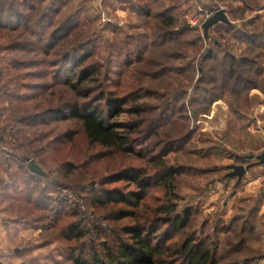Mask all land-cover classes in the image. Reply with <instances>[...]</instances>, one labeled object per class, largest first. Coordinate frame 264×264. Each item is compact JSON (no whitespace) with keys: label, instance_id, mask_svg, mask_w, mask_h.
Here are the masks:
<instances>
[{"label":"rangeland","instance_id":"obj_1","mask_svg":"<svg viewBox=\"0 0 264 264\" xmlns=\"http://www.w3.org/2000/svg\"><path fill=\"white\" fill-rule=\"evenodd\" d=\"M2 1L12 3L18 19L4 16L6 27L0 28V264H72L71 253L87 259L91 248L109 244L130 221L106 222V209L86 207L83 197L88 201L102 178L128 167L154 178L173 172L167 205L192 211L176 245L193 235L217 247L219 264L243 258L264 264L257 255L264 253V214L256 216L264 188L237 195L236 179L225 178L229 165H256L243 157L259 155L264 136L244 131L230 110L227 119L219 111L209 114L212 97L219 96L238 113L250 111L241 96L236 101L228 92L230 86L227 92L220 88L227 65L222 57L225 51L249 55L263 70L264 0H158L153 7L148 0ZM140 8L150 12L148 18ZM165 9L176 21L168 29L156 18ZM218 9L229 26L219 23L204 37L202 27L190 25L192 15L201 21ZM252 49L261 51L250 54ZM207 51L215 59L202 62ZM252 74L244 73L263 89V78ZM101 97L126 104L111 117ZM73 104L99 108L133 152L90 145L80 121L55 118ZM30 160L42 177L28 170ZM166 189L150 187L140 215L150 218L165 203ZM60 199L81 206L89 230L81 242L61 239L60 231L79 219L66 207L49 229ZM239 210L247 226L257 225L244 243L236 226L227 232Z\"/></svg>","mask_w":264,"mask_h":264},{"label":"trees","instance_id":"obj_2","mask_svg":"<svg viewBox=\"0 0 264 264\" xmlns=\"http://www.w3.org/2000/svg\"><path fill=\"white\" fill-rule=\"evenodd\" d=\"M148 1L151 2L152 7L158 4V0ZM10 4L12 5L10 2L5 4L0 0V28L2 29L6 27V25L2 24L4 16L11 21L18 19L16 16L17 12L13 10V6L11 7ZM51 5L54 4L51 3ZM168 10L170 9H165L156 16L160 24L166 29L176 25L175 15H167L169 13ZM139 12L145 18H148L150 15V12L144 10V8H140ZM223 26H229V24H223ZM186 29H189V27L182 28L180 31ZM260 37H255V39L258 40ZM254 50L259 51L260 49H252L249 53H253ZM262 50L260 51L264 55V49ZM223 54L222 61L227 65L223 81L220 85L222 90L227 92L226 89L230 86L231 90L228 92L237 95L236 101H238L240 96L248 89L259 88L258 84L251 77L248 78L244 75L245 72L251 76L253 75L252 73H257V75L259 73L258 78L262 77V70L258 68L257 59L249 55L236 56L230 51H225ZM212 59H215L214 55L210 51H207L201 61L208 62ZM236 65L238 66V70L236 69ZM209 84L215 86L216 82L212 78ZM220 98L222 96L212 97L210 105ZM98 100L105 101L104 106L111 117L117 114L122 106L126 104L122 98L104 99V97H101ZM228 107L232 114L240 117L238 111L233 108L231 109L229 105ZM55 118L62 120L76 119L80 121L85 137L90 145L99 146L106 151H116L123 154L133 152V149L129 147L130 140L125 134L118 131L117 124L109 122L108 117H104L99 108L93 104L82 106L73 104L68 107L65 115H57ZM172 177L173 172L170 170L165 175L154 178L151 175H147L141 168L128 167L102 178L99 188L95 192L88 194V201L84 195L83 200L86 207L95 209L105 208L106 215H104V220L106 222L117 223L124 220H129L130 222L121 226L116 235H111L109 244H102L100 249L91 248L87 259L83 257L84 254L74 256V253H71L70 260L72 264H219L217 247L215 245L205 246L202 241L194 239L193 235L186 236L179 245H176L177 243L174 239L189 225L192 211L186 208L178 213L175 205H167L166 201H170L173 198H171V193L173 194ZM115 184L122 185L112 188L108 187ZM152 186H161L169 189L168 191L166 189V193L164 194L165 203L158 206L150 218L148 216L145 218L143 215H140L139 207L146 196L147 190ZM65 207L70 209L71 214L79 217V219L68 224L64 230L60 231L61 239L66 242H81L86 235V231L89 230H84L81 221L82 211L80 205H70L67 200L60 199L55 216L47 223L49 224V229L53 230L55 228V224L59 219L58 216ZM41 208L42 211L45 210L44 206ZM241 212L242 210H239V217L237 216L231 220V227L227 228V232L230 233L236 226L235 228L239 229V235L241 234V242L244 243L247 240L245 238L257 229V225L247 226L248 220L242 215L244 212ZM252 212L254 210L250 211V213ZM257 213L258 211L256 210V216ZM161 214L163 217H160ZM237 229H234V232ZM174 245L177 247L174 248ZM230 246L227 244L226 248H230ZM235 248L237 247L234 246ZM249 261L250 259L243 258L231 264H250L251 261Z\"/></svg>","mask_w":264,"mask_h":264},{"label":"crops","instance_id":"obj_3","mask_svg":"<svg viewBox=\"0 0 264 264\" xmlns=\"http://www.w3.org/2000/svg\"><path fill=\"white\" fill-rule=\"evenodd\" d=\"M264 65V64H263ZM262 78L264 80V67L262 70ZM241 98L247 102V106L250 107L249 113H245L244 111H239L240 117H241V123L244 124L243 128L246 132H255L259 135L264 136V88H250L247 91H245ZM212 105V109H211ZM210 105V111L211 116L215 117V114L217 111L224 113L226 119L227 115L230 112H228L229 107L228 104L224 101L223 98H220L214 102V104ZM246 108V106H244ZM214 109V112H213ZM234 115V114H233ZM235 116V115H234ZM211 117H208L210 119ZM264 148V146L262 147ZM264 150V149H263ZM262 150V151H263ZM246 167V166H245ZM235 193L238 194H251V196L255 195V192L260 190V188H264V165H252L251 167H246V174L241 179L240 182L235 181ZM226 209L230 211V208L226 204ZM231 212V211H230ZM258 215L264 214V206L260 205V208L258 210ZM259 244H257L258 246ZM256 246V248H258ZM261 250L264 249L261 248ZM258 253L261 251H257ZM260 254V255H259ZM257 254L258 258L260 257L261 262L264 261V253L261 255V253Z\"/></svg>","mask_w":264,"mask_h":264},{"label":"water","instance_id":"obj_4","mask_svg":"<svg viewBox=\"0 0 264 264\" xmlns=\"http://www.w3.org/2000/svg\"><path fill=\"white\" fill-rule=\"evenodd\" d=\"M219 23H223V24L229 23L226 13L223 9L216 10L215 12H213V14L210 17L205 19V21L202 24V30H203L204 37H207L208 30L211 27ZM243 159L246 161L256 160V163L258 165H264V150L259 155L250 154V155L244 156ZM28 169L32 174L39 175V176L44 175L43 170L33 160H30L28 162ZM227 170L229 172L225 175V178L236 179L237 182H240L241 179L246 174V167L243 164L229 165L227 167Z\"/></svg>","mask_w":264,"mask_h":264},{"label":"built area","instance_id":"obj_5","mask_svg":"<svg viewBox=\"0 0 264 264\" xmlns=\"http://www.w3.org/2000/svg\"><path fill=\"white\" fill-rule=\"evenodd\" d=\"M199 11L200 12H202L201 11V9H199ZM199 16H191L190 18H189V23H190V25L191 26H198V28H201L202 27V24H203V22L205 21V19H207L209 16L207 15L204 19H202L201 21H199V18H198ZM69 197H70V195H68Z\"/></svg>","mask_w":264,"mask_h":264}]
</instances>
